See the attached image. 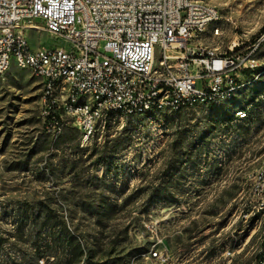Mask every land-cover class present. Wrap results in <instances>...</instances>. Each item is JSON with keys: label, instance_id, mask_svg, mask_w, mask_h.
I'll return each instance as SVG.
<instances>
[{"label": "rangeland", "instance_id": "rangeland-1", "mask_svg": "<svg viewBox=\"0 0 264 264\" xmlns=\"http://www.w3.org/2000/svg\"><path fill=\"white\" fill-rule=\"evenodd\" d=\"M211 1L219 33L210 27L192 46L239 61L218 105L113 116L80 145L74 128L54 141L45 131L28 69L0 76V264H56L30 257L25 220L16 237L19 216L45 210L80 237L77 264H264V0ZM25 36L33 48L66 46L44 30Z\"/></svg>", "mask_w": 264, "mask_h": 264}, {"label": "built area", "instance_id": "built-area-1", "mask_svg": "<svg viewBox=\"0 0 264 264\" xmlns=\"http://www.w3.org/2000/svg\"><path fill=\"white\" fill-rule=\"evenodd\" d=\"M220 19L211 0H0V76L12 64L28 69L41 83L45 131L54 141L74 128L85 145L113 116L137 121L230 97L235 85L225 72L238 59L192 46L210 27L217 35ZM29 28L66 46L33 48Z\"/></svg>", "mask_w": 264, "mask_h": 264}, {"label": "trees", "instance_id": "trees-1", "mask_svg": "<svg viewBox=\"0 0 264 264\" xmlns=\"http://www.w3.org/2000/svg\"><path fill=\"white\" fill-rule=\"evenodd\" d=\"M252 71L249 68L243 69V72L246 74ZM161 194L162 191L158 189L152 194L151 199L156 197L158 199L161 197ZM55 219L57 217L53 216L49 210L31 215H21L18 218L20 225L18 224L19 226L16 228V237L23 236L25 226L23 224L25 220L33 228L31 233H29V239L31 240L30 249H32L30 257L38 258L40 256L46 259L54 257L56 264H65L62 260L68 257L67 264H77L82 257L84 245L80 237L70 231L62 218L58 222ZM2 243L3 238L0 237V249L2 248ZM86 257H92L90 253L88 254V251Z\"/></svg>", "mask_w": 264, "mask_h": 264}]
</instances>
